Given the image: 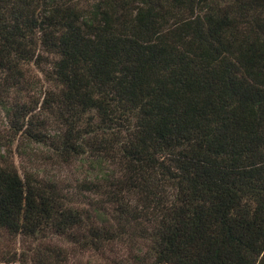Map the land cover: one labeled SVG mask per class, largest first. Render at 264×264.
Returning <instances> with one entry per match:
<instances>
[{
  "label": "trees",
  "instance_id": "obj_1",
  "mask_svg": "<svg viewBox=\"0 0 264 264\" xmlns=\"http://www.w3.org/2000/svg\"><path fill=\"white\" fill-rule=\"evenodd\" d=\"M0 107V230L26 259L57 264L61 236L126 244L109 264H264V0H0ZM7 136L87 172L21 173Z\"/></svg>",
  "mask_w": 264,
  "mask_h": 264
},
{
  "label": "rangeland",
  "instance_id": "obj_2",
  "mask_svg": "<svg viewBox=\"0 0 264 264\" xmlns=\"http://www.w3.org/2000/svg\"><path fill=\"white\" fill-rule=\"evenodd\" d=\"M40 51L49 53L42 48ZM43 65H47V63H43ZM28 66L30 67L32 77H38V82L41 83L42 73L38 66L33 62L28 64ZM37 87L39 86L36 85L35 89H23L21 92L23 94H20V96L23 97V100L29 98L30 93L34 97H37V95L41 96V93H37ZM8 97L10 96L8 95ZM6 130L7 122L4 117V111L0 107V134L3 135ZM7 139H9L8 136L5 139H1L5 141V146H1V150L7 151L8 157L13 160L21 173L27 171L34 175H39L46 180L61 181L60 185H62L67 180H70L74 184L77 179L83 177L87 172V164L83 161H75L67 165L57 163L54 157L49 158L50 155L47 157L50 149L46 144L31 142L28 147L29 154H27L21 152L20 149L23 144L19 139L10 141ZM8 149H10L9 152ZM77 196L80 200L83 198L80 194H77ZM44 244L54 247L55 250L58 247L64 249L59 256H56L57 264H109V262L112 263V257L115 259H125L127 257L126 244H122L121 242L111 243L110 246L113 248V251L106 250V254H100L95 250L83 248L61 236L47 238L44 240ZM33 245V242L27 241L20 235L12 236L6 231L0 230V264H35L31 259L33 254L30 258L26 259L24 257L27 253L31 254ZM10 257H14V259L9 260ZM50 258H53V254ZM127 264L134 263L127 262Z\"/></svg>",
  "mask_w": 264,
  "mask_h": 264
}]
</instances>
